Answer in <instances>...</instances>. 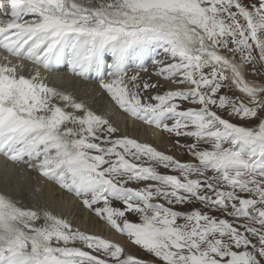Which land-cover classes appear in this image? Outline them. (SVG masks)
Segmentation results:
<instances>
[{"label": "snow or ice", "instance_id": "1", "mask_svg": "<svg viewBox=\"0 0 264 264\" xmlns=\"http://www.w3.org/2000/svg\"><path fill=\"white\" fill-rule=\"evenodd\" d=\"M0 49L46 69L66 56L73 75L95 72L122 111L174 135L192 161L116 136L108 119L39 71L18 74L23 65L8 55L0 154L82 198L152 264H264V85L237 65L264 66V0H10L0 3ZM155 49L171 61H154L156 74L180 87L145 96L161 85L128 69H143ZM0 264L144 261L0 192Z\"/></svg>", "mask_w": 264, "mask_h": 264}, {"label": "bare ground", "instance_id": "2", "mask_svg": "<svg viewBox=\"0 0 264 264\" xmlns=\"http://www.w3.org/2000/svg\"><path fill=\"white\" fill-rule=\"evenodd\" d=\"M3 2L5 4H8V0H3ZM9 2H10V0H9ZM76 2L84 4L85 6H88V7L95 6V4H92V3L89 4L88 1H85V0H76ZM5 19H7V18H5ZM26 19L30 20L31 17H26ZM8 59L11 61L12 64H15V62L23 64L22 68H18V74H23L25 76L30 77L36 71H39L40 77L44 83H46L50 87L57 89L58 91L70 93L71 95L76 97L77 100H79V99L90 100V98L95 97V96L98 97L101 94L102 89L101 88H100L101 90L99 89L100 85L96 84L95 81H94V83L87 82L82 77L73 75L71 70H69V69L66 70V67L64 64V62L67 60L66 56H65V58L59 60V62H55V63L51 64L50 69H53L51 71H49L50 69L43 71L40 67H37L36 65H34L31 62L19 60L21 58H15L13 56H8ZM0 63H2V61H0ZM237 65H238V67H240L241 71L244 73L245 78L247 80L254 81L260 85H264V81L256 80L254 77H252V78L248 77L244 64L241 63L239 60H237ZM26 72H29L30 75H28ZM55 73H58V74H55ZM87 77H89L90 79H98L95 72H90ZM106 79H109V78H106ZM82 80H85L86 82H84ZM146 80L147 79L144 78L143 76L141 77L142 83L146 82ZM97 83H99V81ZM148 83H150V82H148ZM151 83H158L161 85V87L157 88L156 91H153L154 94L155 93L162 94L163 90L166 88L167 89H170V88L173 89L172 83H168L165 80L162 81L160 78H158L156 80V82H151ZM234 91H236V90H234ZM236 92H237V94L243 96V94L240 93L239 91H236ZM108 100H110V99H108ZM108 100L105 101V103H107L108 105H104V106H106L108 109H110V111L114 112V117H115L113 119H110V123L114 124L116 127L118 126L119 131L122 130L121 128L127 129L128 134L130 133V135L127 137L135 139L140 143H146V144L152 145L156 149L168 150L172 147V146H170L171 145L170 142L166 140L167 138L165 139V137H163L161 135V133L159 132V130H157L155 127L150 126L148 124H142V123L138 122L134 117H132L131 115H129L127 113H124V114L120 113L119 114L116 111H113V108H112V106L110 107V103L108 102ZM106 107L104 108V110H106ZM101 113H103V112H101ZM127 131H125L126 134H127ZM172 152H173V150H172ZM7 161H9V162H7ZM12 163L13 162H11L10 160H7V159L3 158L2 156H0V181H3L6 183V181H4V180H8L7 179L8 177H10L9 181H12L14 178H16L15 176L17 173L14 171V169L15 170L18 169V171H17L18 173H19V171H21V172H26V174H27L28 171H27V168L25 166H21V170H19V168L16 169V167L19 166V164L16 166V165H14V163L13 164ZM20 164H22V163H20ZM1 170H2L3 174L1 172ZM31 172H33V171H30L29 173H31ZM33 173L36 174L35 175L36 178L34 176H32L33 177L32 179L34 180V178H35L37 180L36 185L39 188L43 189L44 197L47 199L49 207L50 208L53 207V209H52L53 214H55L61 218L67 219L75 228H79V230L85 232L86 234L99 236L101 238L120 243L125 248V252L127 254H130V255L134 254V249H133L132 244L125 237L119 235L116 231H114V229H112L109 225L104 223V221H99V220L95 219L93 217V215L86 213V211L82 207L83 205L80 208L79 207L80 206L79 200H78V198H76L75 195H71V193L67 194L59 186L54 185V184H56L55 182H50V180L48 181L45 177L39 175L38 172L35 171ZM22 174L23 173H21V175ZM19 178H21V177H19ZM22 180H21V182H22ZM24 180H25V178H24ZM9 181H7V182H9ZM27 181H29V180H27ZM21 182H18V183H21ZM11 184H12V182H11ZM24 184H25V182H24ZM20 185L23 186V182ZM20 185L18 184V186H17L14 184L12 186L19 187ZM11 189H9V190H11ZM14 189H15V187H14ZM16 190H18V188ZM19 191H22L21 188ZM40 198H43V197H40ZM26 202H27V200H26ZM54 208H57V209H54ZM64 210H66V213L65 212L63 213Z\"/></svg>", "mask_w": 264, "mask_h": 264}, {"label": "rangeland", "instance_id": "3", "mask_svg": "<svg viewBox=\"0 0 264 264\" xmlns=\"http://www.w3.org/2000/svg\"><path fill=\"white\" fill-rule=\"evenodd\" d=\"M85 1H88V0H85ZM92 4H95V6H96V4H97V0H92ZM154 61H163V62H171L170 61V59H167L166 57H165V55L163 54V52H162V50H160V49H155V50H153V51H151L145 58H144V67H143V69H141V68H138L135 64H133L131 67H129V69H128V75H133V74H135V73H139V75H140V77H144V78H146L147 80H146V82H156V80L158 79V78H160L162 81L163 80H165L166 82H168V83H172L170 80H166V79H164L163 77H161V76H158L156 73L158 72V70H159V68L162 66L161 64H157V63H154ZM241 62V61H240ZM65 63V66H66V62H64ZM241 63H243V62H241ZM244 64V66H245V69H246V73H247V76L248 77H250V78H252V77H254L256 80H261V81H264V66H261V65H259V64H257V65H255V67H253V65H248V64H245V63H243ZM35 65V64H34ZM37 67H39L38 65H36ZM24 73V72H23ZM28 75H30V73L29 72H26ZM133 73V74H132ZM26 77H28V76H26ZM83 79H85L87 82H92V83H94V81H95V83L96 84H98L99 85V83H97L99 80L98 79H90L89 77H82ZM106 78H109L110 79V77H105V79ZM85 80H82V81H84V82H86ZM173 84V89H175V88H177V87H180V86H178V85H176V84H174V83H172ZM99 89H100V86H99ZM102 89V88H101ZM100 89V90H101ZM171 89V88H170ZM165 90H169V89H164L163 90V92L165 91ZM153 91H156V89H149V91H148V93H146L145 94V96H147V95H150V94H154L153 93ZM161 92V91H160ZM103 93V94H102ZM232 95H235V96H240L241 98H244L242 95H239V94H237V92L236 91H234L233 90V92L231 93ZM76 98V97H75ZM93 98V99H92ZM92 98H90V100H88V99H79L80 101H83L94 113H96V114H98V115H101V116H103V117H105L106 119H108L109 121H110V119H113V118H115L114 117V112H112V111H110V109H108L106 106H104V105H108L107 103H105V101H107L108 99H110V100H108V102L110 103V107L112 106V108H113V111H116L117 113H121V114H124V113H126V112H124V111H122L119 107H118V105H116V103L111 99V96H110V94L106 91V90H104V89H102L101 90V94H100V96H98V97H92ZM92 99V100H91ZM88 100V101H87ZM87 102V103H86ZM90 102V103H89ZM106 107V110H104V108ZM103 108V109H102ZM104 110V111H103ZM101 112H103V113H101ZM123 112V113H122ZM109 114V115H108ZM128 114V113H127ZM130 115V114H129ZM110 116V117H109ZM135 118V117H134ZM136 119V118H135ZM138 122H140V123H142V124H145L143 121H141V120H138V119H136ZM166 123H169V124H171L172 123V121L171 120H167V121H165ZM233 122H237V123H239V121H233ZM253 123H255V121H253ZM148 125H150V126H153V127H155L154 125H151V124H148ZM113 126H115L114 124H113ZM116 127V126H115ZM117 128H118V126H117ZM156 128V127H155ZM119 129V128H118ZM122 129V130H121ZM120 130L121 131H118V133H116V136H118V137H124V136H129L130 135V133L128 134V131H127V129H124V128H121ZM157 130H159V132L161 133V135L163 136V137H165V139L167 140V141H169L170 142V146H172L170 149H168V150H161V149H157V150H159V151H162V152H165V153H167V154H170V155H173L174 157H176L178 160H181V161H188V162H191L192 161V157L189 155V154H187V152H186V150H184V149H177L176 147H174V143H175V140H176V137L174 136V135H170V134H168V133H166V132H164V131H161L160 129H158V128H156ZM125 131H127V134H126V132ZM181 139V143H191L192 141L191 140H185V138H180ZM152 146V145H151ZM172 150H173V152H172ZM3 158H5V159H7V157H3ZM8 160V159H7ZM7 162H9V161H7ZM13 164V163H12ZM14 165H18V164H16V163H14ZM15 166V167H16ZM21 166H25L23 163L22 164H20L19 163V166H17L16 167V169L17 168H19V170H21ZM26 167V166H25ZM160 171H166V170H164V169H159ZM14 171L17 173L16 174V178H14L12 181H9V178L10 177H8L7 179L8 180H4V181H6V183L5 182H3V181H0V192H3V193H7L8 195H10L11 197H12V199L13 200H15L16 202H17V204H18V206L19 207H21V208H26V209H38V208H43V209H47V210H50L51 212H52V209H53V207L52 208H50L49 207V204H48V201H47V199L44 197V191H43V189L42 188H39L36 184H37V180L35 179L36 178V174L35 173H33V172H35V171H33V172H31V173H29L30 171H32V170H29V169H27V174H26V172H21V171H19V173L17 172L18 171V169L17 170H15L14 169ZM1 172H2V170H1ZM21 173H23L22 175H21ZM25 173V174H24ZM2 174H3V172H2ZM1 174V175H2ZM13 174V173H12ZM32 174V175H31ZM29 175V176H28ZM32 176H34L35 178H34V180L32 179L33 177ZM19 177H21V178H19ZM23 177V178H22ZM28 177V178H27ZM24 178H25V180H24ZM23 179V180H22ZM21 180H22V182H23V186L22 185H20V184H22V182H21ZM27 180H29V181H27ZM7 181H9V182H7ZM49 181V180H48ZM11 182H12V184H11ZM18 182H21V183H18ZM24 182H25V184H24ZM50 182H53V181H50ZM10 184V185H9ZM17 185L18 186V184L20 185L19 187H17V186H12V185ZM54 185H56V186H58L57 184H54ZM12 186V187H11ZM22 186V187H21ZM131 186H133V187H135L136 185L135 184H133V185H131ZM14 187H15V189H14ZM28 187V188H27ZM12 188V189H11ZM18 188V190H16ZM20 188H21V190L22 191H19L20 190ZM39 188V189H38ZM9 189H11V190H9ZM38 190V191H37ZM19 191V192H18ZM13 192H15L16 194H14L13 195ZM41 192V193H40ZM64 192H66L67 194H70L69 192H67L66 190H64ZM71 195H74V194H72L71 193ZM40 197H43V198H40ZM76 198H78V200H79V204H80V208H81V206L83 205V203H82V198H80V197H77L76 196ZM46 199V200H45ZM26 200H27V202H26ZM42 203H41V202ZM26 204V205H25ZM31 204V205H30ZM113 206H115V207H122L123 205H122V203L121 202H119V201H113ZM47 207V208H46ZM83 208H84V210L86 211V213H89L90 215H93V217L95 218V219H97V220H99V221H104V220H102V219H100L99 217H97L96 215H95V213L93 212V211H91L90 209H88L87 207H85L84 205L82 206ZM94 207H96V206H94ZM50 208V209H49ZM54 209H57V208H54ZM176 209L177 210H181V211H187L188 210V208H187V206L186 207H184V208H181V206H179V205H177L176 206ZM66 213V210H64L63 211V213ZM128 217H129V219L130 220H132V221H137V217L134 215V214H132V213H128ZM104 223H106V221H104ZM107 224V223H106ZM108 225V224H107ZM115 231V230H114ZM119 234V233H118ZM120 235V234H119ZM122 236V235H121ZM123 237H125L128 241H129V239L126 237V236H123ZM130 242V241H129ZM131 243V242H130ZM132 244V243H131ZM132 246H133V249H134V254H133V256L134 257H136V258H138V259H141L142 261H144V264H152V259H153V257L151 256V255H149L146 251H144V250H142L139 246H136V245H134V244H132Z\"/></svg>", "mask_w": 264, "mask_h": 264}, {"label": "clouds", "instance_id": "4", "mask_svg": "<svg viewBox=\"0 0 264 264\" xmlns=\"http://www.w3.org/2000/svg\"><path fill=\"white\" fill-rule=\"evenodd\" d=\"M16 194V193H15ZM14 195V194H13Z\"/></svg>", "mask_w": 264, "mask_h": 264}]
</instances>
